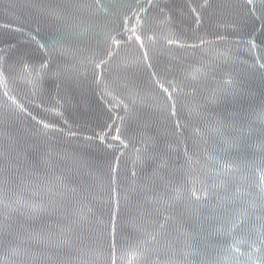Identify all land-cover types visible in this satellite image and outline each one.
<instances>
[{
  "label": "water",
  "instance_id": "obj_1",
  "mask_svg": "<svg viewBox=\"0 0 264 264\" xmlns=\"http://www.w3.org/2000/svg\"><path fill=\"white\" fill-rule=\"evenodd\" d=\"M0 264H264V0H0Z\"/></svg>",
  "mask_w": 264,
  "mask_h": 264
}]
</instances>
